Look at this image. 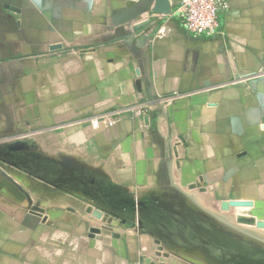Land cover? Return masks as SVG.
<instances>
[{
	"label": "crops",
	"instance_id": "crops-1",
	"mask_svg": "<svg viewBox=\"0 0 264 264\" xmlns=\"http://www.w3.org/2000/svg\"><path fill=\"white\" fill-rule=\"evenodd\" d=\"M161 1L0 0V264L198 262L206 226L149 223L157 193L264 199V0L151 44Z\"/></svg>",
	"mask_w": 264,
	"mask_h": 264
},
{
	"label": "rangeland",
	"instance_id": "rangeland-1",
	"mask_svg": "<svg viewBox=\"0 0 264 264\" xmlns=\"http://www.w3.org/2000/svg\"><path fill=\"white\" fill-rule=\"evenodd\" d=\"M220 2L222 17V14L230 11L231 6L230 0H220ZM258 7L256 11L261 10V7ZM240 13H246V10H242ZM149 25L152 34L151 44L155 40L168 37L174 30L173 28L169 33H159L158 24L154 22ZM221 26L222 18L220 29ZM253 29L260 33L257 26L253 25ZM262 35H264V30ZM260 36L261 34L256 37ZM130 58L133 61V56ZM141 60L144 61L143 55ZM260 80L255 79L250 85V89H254V92L260 87L264 89V80ZM260 82L262 83L260 84ZM113 122L112 127H115L117 120H113ZM246 185L241 183L173 184L171 190L157 193L155 199L150 201L157 213L148 216V222L151 224L201 223L206 226V230L200 232L206 239V246L198 248L202 251L201 258L197 259L198 262L188 261L185 264H264V199H255L256 209L255 202L238 200L237 198L247 194ZM170 210L171 213H169ZM163 211L165 214L158 213ZM125 218L130 222L129 225L134 224V221H129L128 218H135L136 223L140 221L139 216ZM208 228L209 230H207ZM165 233L168 232L165 231ZM208 242L210 245H207Z\"/></svg>",
	"mask_w": 264,
	"mask_h": 264
},
{
	"label": "built area",
	"instance_id": "built-area-1",
	"mask_svg": "<svg viewBox=\"0 0 264 264\" xmlns=\"http://www.w3.org/2000/svg\"><path fill=\"white\" fill-rule=\"evenodd\" d=\"M221 8L220 0H175L171 14L157 15L155 23L159 25V33H169L180 26L189 35L210 38L220 31ZM95 125L110 128L114 122L105 117L104 121L96 120Z\"/></svg>",
	"mask_w": 264,
	"mask_h": 264
},
{
	"label": "water",
	"instance_id": "water-1",
	"mask_svg": "<svg viewBox=\"0 0 264 264\" xmlns=\"http://www.w3.org/2000/svg\"><path fill=\"white\" fill-rule=\"evenodd\" d=\"M165 0H162L161 3H164ZM172 12V8H168V9H164V10H160L159 8L154 12L155 14H158V15H164V16H168L170 15Z\"/></svg>",
	"mask_w": 264,
	"mask_h": 264
},
{
	"label": "bare ground",
	"instance_id": "bare-ground-1",
	"mask_svg": "<svg viewBox=\"0 0 264 264\" xmlns=\"http://www.w3.org/2000/svg\"><path fill=\"white\" fill-rule=\"evenodd\" d=\"M196 193V192H195ZM190 194V193H189ZM200 194V193H199ZM191 197H192V195H191ZM200 197H202V196H200ZM200 201V200H199Z\"/></svg>",
	"mask_w": 264,
	"mask_h": 264
}]
</instances>
